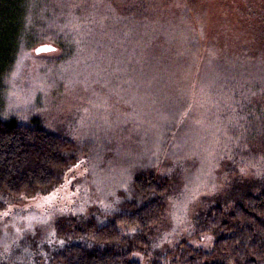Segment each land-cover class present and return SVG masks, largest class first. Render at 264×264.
Listing matches in <instances>:
<instances>
[{"label": "trees", "instance_id": "obj_1", "mask_svg": "<svg viewBox=\"0 0 264 264\" xmlns=\"http://www.w3.org/2000/svg\"><path fill=\"white\" fill-rule=\"evenodd\" d=\"M220 1L212 16L192 0H0V208L50 191L99 142L134 194L106 213L105 180L77 179L84 204L23 226L3 243L0 264H139L132 256L144 251L150 264H264V0ZM240 11L233 21L229 13ZM245 24L235 42L232 26ZM44 46L52 50L32 53ZM80 85L135 96L133 157L105 123L92 129L94 121H73L67 109L55 117ZM197 105L228 135L216 142L222 195L201 204L196 227L213 234V245L206 251L180 239L155 249L173 178L145 162L157 139L163 152L182 151ZM149 128L159 135L149 138Z\"/></svg>", "mask_w": 264, "mask_h": 264}, {"label": "rangeland", "instance_id": "obj_2", "mask_svg": "<svg viewBox=\"0 0 264 264\" xmlns=\"http://www.w3.org/2000/svg\"><path fill=\"white\" fill-rule=\"evenodd\" d=\"M192 1L200 8L207 6L208 12L212 16L220 14L223 8V2L220 0ZM229 14L234 16L233 21H235V18H243L241 11L238 14H235V12ZM218 25L219 23L216 24V27ZM208 29L213 30L210 26ZM232 29L230 37L236 38V42L239 41L241 36H244L243 32L246 33L248 26L246 24L236 25L232 26ZM50 56L47 55V57ZM136 96L139 98V103L142 104L146 100L147 94L140 92ZM71 99L73 102L68 105L56 106L63 109L56 110V118L59 119L63 116L64 110L67 109L72 110L70 118L73 121L78 119L94 121V124L91 125L92 129H95L96 124L105 123L107 133L112 135L117 143L127 145V152L123 156L133 157L134 133L141 126L133 121V116L130 117V112L131 114L133 112L130 105L133 102L136 103L135 96L132 93L128 94V92L123 91L122 94L114 95L111 92L86 90L80 85L77 90L71 91ZM98 100H105L106 102L101 106H97L96 102ZM81 101H85V105H81ZM88 102H91L92 106ZM72 103L74 104L71 105ZM6 107L11 109L10 106ZM142 111L144 114L145 107ZM209 112L210 109L206 106L197 105L191 109L193 125L190 129L183 128L185 133L190 135V138L186 141V145L181 147L182 151L180 153L165 152V150H168L166 148L163 152L162 148L159 149L161 142L157 139L156 144L153 145V149L156 150L154 157L146 159V167L152 168L156 174H168L173 178L172 187L164 200L165 206L162 216L153 232L152 248L167 246L172 249L180 239L186 240L189 245L195 248L206 251L212 248L213 234H196V227L199 219V208L212 203L216 197L222 195L223 191L217 194L218 189L225 183V179L222 174L223 168L219 167L222 155L216 151V142L220 144L223 138H228V135L227 132L220 133L214 123L211 126L205 118ZM147 118L148 114H144L143 119L146 120ZM142 128L146 129L148 127ZM113 131H115V134ZM149 131V138L159 135V133L152 132V128H149ZM92 147L93 150L89 146V149L83 154L84 158L81 162L77 161L75 163L76 165L81 163V167H75V165L69 171L65 180L62 183L60 181L50 191L35 198L15 200L5 209L0 208L1 252H3V243L9 241L13 235L21 232L20 229L23 226L39 219L49 220L52 218L54 211L57 217L63 218L70 215L71 212L69 211L72 209L73 212V208L78 204L81 207L84 202L81 200L82 195L79 192L84 194L85 191L78 190L83 185L79 182L76 184V181L77 179L81 180L84 176L92 180L101 176L100 179L105 180L101 183L103 185L102 191H105L101 203L108 208L105 211L106 213H116L115 211L124 199H133L134 194L128 180L129 174L123 175V165L118 166V161L112 162L109 154L110 148L106 144H100V142L94 143ZM125 179L127 180L125 181ZM114 180L115 183H112ZM90 189L92 190L91 186ZM204 201L206 202L201 206ZM151 257L152 255L146 251L136 252L132 256L133 260L139 264H150ZM1 260L3 261V259Z\"/></svg>", "mask_w": 264, "mask_h": 264}, {"label": "water", "instance_id": "obj_3", "mask_svg": "<svg viewBox=\"0 0 264 264\" xmlns=\"http://www.w3.org/2000/svg\"><path fill=\"white\" fill-rule=\"evenodd\" d=\"M50 50H52V48L44 46V47L37 48L35 50V53L36 54L45 53V52L50 51Z\"/></svg>", "mask_w": 264, "mask_h": 264}]
</instances>
